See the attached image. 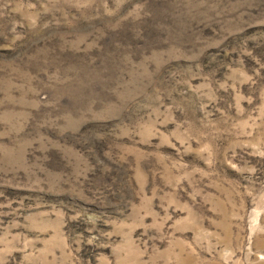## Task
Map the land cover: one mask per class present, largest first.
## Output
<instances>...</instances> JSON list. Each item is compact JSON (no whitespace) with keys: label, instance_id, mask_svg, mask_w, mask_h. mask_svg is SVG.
Instances as JSON below:
<instances>
[{"label":"rangeland","instance_id":"obj_1","mask_svg":"<svg viewBox=\"0 0 264 264\" xmlns=\"http://www.w3.org/2000/svg\"><path fill=\"white\" fill-rule=\"evenodd\" d=\"M0 264H264V0H0Z\"/></svg>","mask_w":264,"mask_h":264}]
</instances>
